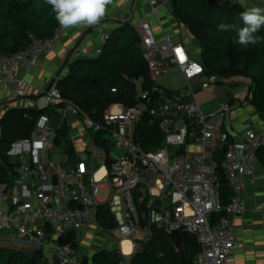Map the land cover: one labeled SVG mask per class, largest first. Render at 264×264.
I'll return each instance as SVG.
<instances>
[{"label": "built area", "instance_id": "1", "mask_svg": "<svg viewBox=\"0 0 264 264\" xmlns=\"http://www.w3.org/2000/svg\"><path fill=\"white\" fill-rule=\"evenodd\" d=\"M147 2L155 14L160 0ZM139 27L142 57L155 94L149 100L151 92L140 91L132 106L111 104L96 121L64 101L55 85L46 90L41 108H55L57 123L40 114L31 136L14 141L7 151L16 164V176L0 181V243L18 238L36 249L44 248L49 253L47 264H54V258L57 264H83L77 248L61 241L73 233L78 243L80 233L93 226L117 243L113 249L123 258L119 264H125V257L136 249L134 235L143 234L142 240L149 235L148 227L141 225V219H146L149 225L193 235L201 246L194 264H225L232 257L238 237L230 217L244 213L240 194L246 185L264 179L256 171L257 149L264 144V120L242 122L239 132L224 129L231 104L222 100L215 110L205 112L196 99L197 90L218 91L219 77L206 73L170 35L157 39L147 18ZM29 36L28 48L0 55V84L12 85L14 97L26 84L18 70L35 68L39 58L60 42L63 28L57 27L44 38ZM107 38L101 34L100 42L104 44ZM171 67L182 76L184 86L167 94L156 81ZM60 102L63 107H58ZM8 109L2 104L1 114ZM74 113L79 116L75 122L71 120ZM144 114L156 120L162 135L163 143L155 150H145L134 140L135 124ZM62 124L73 126L69 139L74 147L78 143L83 147L75 150L74 165L55 142ZM98 133L111 141L108 151L105 141L96 143L93 134ZM219 150H223L221 168L234 194L225 206L218 191L215 155ZM103 204L116 222L114 229L97 222V208ZM221 209L226 215L211 224L212 213ZM123 241L130 242V253L120 247Z\"/></svg>", "mask_w": 264, "mask_h": 264}, {"label": "trees", "instance_id": "2", "mask_svg": "<svg viewBox=\"0 0 264 264\" xmlns=\"http://www.w3.org/2000/svg\"><path fill=\"white\" fill-rule=\"evenodd\" d=\"M169 6L176 21L184 25L198 42L197 60L205 72L214 73L224 81H232V86L241 81L249 82V91L244 100L255 110L259 119L264 120V42L247 47L233 42L237 38V29L243 26L241 13L247 7L235 0H169ZM221 23L230 24L232 28L220 31L218 25ZM59 26L52 7L45 0H0V55L18 53L30 46V34L44 38ZM256 35L264 37V27ZM136 81H140L141 91L151 92L155 87L142 57L141 37L132 26L124 24L108 34L96 57L77 58L69 62L67 73L56 80L55 87L64 101L72 102L84 114L99 121L111 104L132 106L138 102ZM172 92L166 89L167 94ZM229 101L233 103L232 99ZM63 104L60 102L58 107H63ZM42 113L47 114L51 121L58 119L55 108L51 106L40 109L13 107L1 116L0 181L8 182L16 176V164L9 160L7 151L14 141L31 136L36 120ZM69 128L62 124L59 128L60 138L55 142L63 146L74 165L75 147L69 139ZM93 137L98 144L106 142V151L111 148L109 139L101 137L99 133L93 134ZM134 140L145 150L159 148L163 140L156 120L144 114L135 124ZM215 159L220 203L225 206L234 194L221 168L223 150L216 153ZM256 165L264 174V144L257 149ZM225 215L222 209L213 212L211 224ZM97 222L107 229L116 227L104 204L97 208ZM141 225L148 227L149 235L143 240H135L136 249L129 258L130 264H194L198 243L193 235L181 232L179 245L175 249L165 228L149 225L146 219H141ZM61 242H68L76 248L78 246L73 233ZM42 254L40 249H35L33 255L28 257L0 248V264H41ZM122 260L115 249L103 248L90 258L84 257L82 263L119 264Z\"/></svg>", "mask_w": 264, "mask_h": 264}, {"label": "crops", "instance_id": "3", "mask_svg": "<svg viewBox=\"0 0 264 264\" xmlns=\"http://www.w3.org/2000/svg\"><path fill=\"white\" fill-rule=\"evenodd\" d=\"M240 4L247 8H250L251 6L264 7V5L253 0H242V3ZM150 9L147 0H112V3L107 6L105 17L99 24L91 27L80 26L69 29L63 28V37L60 42L50 53L39 58L35 68L28 72H25L23 69L18 70V75L24 77L26 80V84L20 95L14 97L12 85L8 83L0 84V106L2 104H7L10 108L26 107L40 109L48 85L52 79H55L56 82V80L65 76L69 62H72L77 58H94L100 53L103 45L100 42L101 34L105 33L108 35L111 31L120 28L122 25L129 24L141 36L139 22L144 18H147L150 22L157 39H161L164 34H168L173 40L182 43L189 54L197 59L199 55V44L189 33L187 28L176 21L170 11L169 0H160L156 6L155 14H151ZM89 28H91V30L83 36L84 32ZM169 73L179 74L174 67H171L169 72L163 74V76L170 75ZM180 77L182 76L180 75ZM219 80L220 87L222 79L219 78ZM226 82H228L229 85L224 86L222 90H205L208 91L206 94L210 96L206 101H202L203 103L200 105H202V109L206 110L205 112H208L215 110L222 100L228 101L231 104V109L226 117L224 129L239 132L242 129V122H251V120H255L259 117L255 110L253 113L248 109H244L243 113H241L243 116L245 115L244 117L240 116L238 113H236V115L231 114L235 109L250 106L247 105L245 100H242L243 95L248 94L249 86H245V83L249 85V82H239L237 85L243 83L244 87L241 88L240 85L239 88H241V90L238 93L235 91V86L237 85L232 86V81ZM135 85L136 90L139 93L141 91L140 81H136ZM181 88L165 89L175 91ZM231 99L233 103L229 101ZM0 115H2L1 111ZM71 117V120L75 122L79 116L74 113ZM247 117L251 120H248ZM55 121H52V123L55 124ZM71 128H73L72 125L69 129L71 130ZM82 149L83 147L81 143H78L75 147V150L77 151H82ZM256 171L258 173L262 172L258 165H256ZM240 196L245 203V211L241 215L230 217L237 231L238 246L232 257H230L225 264H264V207L261 206V204L264 203V179H258L254 185H246ZM96 233H98V231L93 226H88L80 233L77 250L82 257L90 258L94 252L100 250V248L93 250L91 251V254H88L87 252L81 254L79 251V245L83 238L86 235L94 237ZM10 240L14 243H23L18 238ZM123 242L121 243V246ZM131 256L132 255L125 257V264H130L129 258ZM45 264H47V258ZM54 264H57L55 258Z\"/></svg>", "mask_w": 264, "mask_h": 264}, {"label": "clouds", "instance_id": "4", "mask_svg": "<svg viewBox=\"0 0 264 264\" xmlns=\"http://www.w3.org/2000/svg\"><path fill=\"white\" fill-rule=\"evenodd\" d=\"M52 7L55 19L65 29L95 26L105 17L112 0H45ZM243 26L237 29L234 43L247 47L264 42L256 33L264 27V7L251 6L241 13ZM230 24L218 25L220 31H228ZM55 85V84H54Z\"/></svg>", "mask_w": 264, "mask_h": 264}, {"label": "rangeland", "instance_id": "5", "mask_svg": "<svg viewBox=\"0 0 264 264\" xmlns=\"http://www.w3.org/2000/svg\"><path fill=\"white\" fill-rule=\"evenodd\" d=\"M233 1V0H232ZM238 1V0H237ZM253 1H257L259 4L264 5V0H253ZM239 3H242V0L238 1ZM170 74V73H169ZM223 81V82H222ZM194 87L197 86L196 82L192 83ZM156 85L161 86L163 88H181L184 86V81L183 78L180 77L179 74L177 73H171L170 75H165V76H160L157 81H156ZM229 85L228 82L221 80V84L219 89H223L224 86ZM241 88H243L244 84L240 83ZM240 85L235 86L236 89L235 91L238 93L240 92L241 88H239ZM192 86V87H193ZM245 86H249L245 83ZM208 91H202V90H197L196 91V99L197 101L202 104V101H206L208 99V97L210 95L206 94ZM202 106V105H201ZM244 109H248L249 111H252L254 113V109L250 106H245V107H240L238 109H235L231 112V114H235L238 113L240 116L244 117L243 114V110ZM203 111H206L205 109H203ZM246 119V118H245ZM248 120H251L249 117H247ZM244 120V119H243ZM257 121H259V118L255 119V120H251V123L255 124ZM54 125V123H52ZM175 149V148H174ZM100 198L102 197V194H100L99 196ZM143 234L141 233H136L133 237V239H142L143 238ZM116 248L117 247V243L113 242L112 239L107 238L106 235L102 232H98L94 235V237H90L88 235H86L83 240L81 241V244L79 245V251L82 253L87 252L88 254H91V251L96 250L98 248ZM121 247V245H120ZM0 248L4 249V250H11V251H16V252H20L25 256L31 257L34 253V250L36 249L35 246L33 245H28L25 243H14L12 242L9 238L3 240V242L0 243ZM42 251V257L40 258V262L41 264H45L46 263V258H48V252L44 249L41 248Z\"/></svg>", "mask_w": 264, "mask_h": 264}, {"label": "water", "instance_id": "6", "mask_svg": "<svg viewBox=\"0 0 264 264\" xmlns=\"http://www.w3.org/2000/svg\"><path fill=\"white\" fill-rule=\"evenodd\" d=\"M90 30H91V28L87 29V30L84 32L83 36H85ZM82 38H83V37H82ZM54 84H55V79H52V81L50 82V84H49L48 87H47V90H48L52 85H54ZM155 92H156V89H153V90L151 91V94H150V98H149V100L153 97V95L155 94ZM167 233H168V236L170 237V239H171L173 245L176 246V247H178L179 242H180V238H181V235H180L179 231H176V230H174V231H167ZM200 249H201V246H200V244H198V251H200Z\"/></svg>", "mask_w": 264, "mask_h": 264}, {"label": "bare ground", "instance_id": "7", "mask_svg": "<svg viewBox=\"0 0 264 264\" xmlns=\"http://www.w3.org/2000/svg\"><path fill=\"white\" fill-rule=\"evenodd\" d=\"M128 242L124 241L123 244H122V248H123V251L125 253H130V251H131V245H130V242L129 243Z\"/></svg>", "mask_w": 264, "mask_h": 264}]
</instances>
